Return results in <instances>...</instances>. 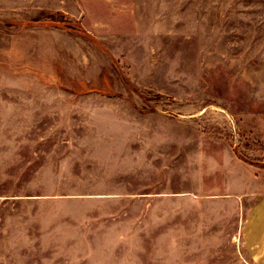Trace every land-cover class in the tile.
<instances>
[{
    "label": "rangeland",
    "instance_id": "obj_1",
    "mask_svg": "<svg viewBox=\"0 0 264 264\" xmlns=\"http://www.w3.org/2000/svg\"><path fill=\"white\" fill-rule=\"evenodd\" d=\"M263 200L264 0H0V264H264Z\"/></svg>",
    "mask_w": 264,
    "mask_h": 264
},
{
    "label": "crops",
    "instance_id": "obj_2",
    "mask_svg": "<svg viewBox=\"0 0 264 264\" xmlns=\"http://www.w3.org/2000/svg\"><path fill=\"white\" fill-rule=\"evenodd\" d=\"M254 210L252 219L250 218L248 220V223L250 224L249 230L254 233L261 230L262 234H260L261 236H258L257 238H251V246L258 248L256 253H259L264 259V200L262 201V204L255 207Z\"/></svg>",
    "mask_w": 264,
    "mask_h": 264
}]
</instances>
